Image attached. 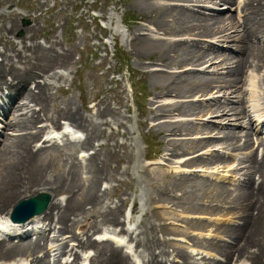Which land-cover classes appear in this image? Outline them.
<instances>
[{
    "label": "bare ground",
    "instance_id": "bare-ground-1",
    "mask_svg": "<svg viewBox=\"0 0 264 264\" xmlns=\"http://www.w3.org/2000/svg\"><path fill=\"white\" fill-rule=\"evenodd\" d=\"M235 1L237 13L242 12V19L238 17L237 20L232 15L223 18V14L219 15L215 11L232 9ZM242 1L131 0L130 6L137 9L138 17L135 24L139 27L129 28L132 36L131 45L135 41L131 49L139 54L138 56L149 55L155 58L149 59L153 65L143 67L149 75L150 82L161 88L159 92L173 94L180 99L188 96L192 98L195 95L192 101L181 99L169 103L168 99L155 107H149V112L153 114L164 113L166 108L174 107L173 110L179 111L178 116L185 114L188 117L165 118L152 123L151 127L155 129L160 127L159 131L163 128L170 132L169 134H190V137L184 139L175 137L166 141L167 149L174 156L167 158L176 162L174 166L177 169L183 170L178 178L175 177L169 185L160 188L155 195L163 198V201L181 202L192 212L221 210L234 213L240 219L232 220L229 224L216 225L215 229L218 231L216 237L219 238L217 241L193 236V241L197 243L191 247V250L166 237L165 233L169 228L166 225H161L152 219L141 224L144 219H139L134 213L135 209L132 211L134 215L131 213L122 219V208L106 200L105 194L109 188L102 190L99 183H105L104 177H114L123 169L129 174L130 167L119 165L118 162L112 163V156L116 151L111 150L107 139L100 140L98 136L102 135L105 125H109L112 120L121 121L123 115L121 116V112L113 109L109 103L101 100H97L91 108L83 111L75 106L76 102L74 103L71 97H66L61 103L58 102L52 113H47L50 105L56 102L52 91L55 79L65 73L61 68L71 61L73 49L56 47V41L52 42L53 51L42 49L37 42L29 45L26 43L23 45L24 48L22 46L16 48L14 44V53L5 49L0 54L2 58L0 61V211H5V215L0 216V264H22L7 263L16 256H25L30 259V264H57L60 255L66 252L74 255L73 261L67 260L66 264H79L80 250L85 251L82 264H86L87 255L92 249L96 250L89 257V264H135L132 261V255L135 253L143 260L141 263L136 259V264H164L163 257L168 253L179 256L181 264H228L234 256V264H264V137L257 135L260 123H264V73H258L260 69L262 72L264 70V0ZM105 13L103 11L101 16ZM144 21L147 23H143ZM113 33L116 34V30ZM215 39L221 40L225 46L235 45L238 54L241 55L240 58L234 55L224 56L222 68L228 70L225 76L205 74L207 68L214 65L213 58L223 56L215 45ZM31 54L34 56L32 57ZM21 57L26 60L22 65L17 64V61L22 60ZM215 70L219 71V65L213 68V71ZM39 76L40 79L37 78ZM31 81L33 84H29ZM215 87H220L218 92L222 91V100L213 92ZM4 90H8L9 94H4ZM232 92H237L236 101L240 104H232L236 102L235 99L230 101V96L234 95L230 94ZM197 93L200 96L210 93L209 100H200L201 98L196 96ZM111 111L115 116L110 115ZM230 113H233L234 117L218 119ZM205 115L220 116L217 119H208L207 116L204 117ZM198 116L199 119L204 117L203 121H197ZM241 118L248 120L241 121ZM232 119L237 121V125L247 127L249 132H246L244 141H241V132L229 129ZM37 120L45 123L39 127ZM61 120L72 127L82 128L85 133L77 129L85 136L75 139L79 134L68 126L64 127V133L73 138L66 136L67 140L64 139L68 143V149L77 147L79 150L76 155L68 153L63 167L51 177H45L54 158L53 151L58 150L61 143L52 138ZM213 121L219 123L217 126L227 128L219 130L216 134L213 131L212 133L210 131L215 126ZM46 126L52 127L53 130L42 135ZM8 129L12 132L9 133ZM203 132H206V135H197ZM193 133L196 135L191 136ZM253 133L256 134L258 146H261L260 151L257 150L258 146L256 150L245 151L253 144L251 136ZM41 138L43 143H37ZM102 148H105V155L102 154ZM199 148H202V151L194 155L187 157L181 155L183 152H191ZM89 149L92 151L88 152ZM230 156L240 160L237 166L232 167V170L237 169L235 172L229 169L235 176L233 178H237L233 187L200 177L193 172L194 170L183 167L209 165L205 176L212 178L217 176L216 179L224 180L228 178L227 174L217 173H221L220 169L223 167L234 166V163L230 164ZM82 164L85 165L84 177L80 175ZM214 165L215 167L211 168ZM141 180L147 183L146 173L141 175ZM36 189L48 191L47 193L50 192L53 196L51 201L49 199L46 208L26 222L10 220L9 213L12 206L20 200L19 198L37 193ZM60 192H66L70 196L66 200L61 198L55 200V195ZM177 192L181 195L178 196ZM152 195L150 194L149 197L152 198ZM137 196L138 199L136 196L134 198L139 202L138 211H143L147 199L142 194ZM88 203L100 205L102 208L100 217L95 216V220L91 221L84 219V222L87 221L84 224L87 228L76 233L70 228H73L75 223L78 224L77 216L85 210L84 207ZM147 211L146 209L144 217H147ZM157 213L159 212H150V215H159ZM38 215L43 217H39L36 221L34 218ZM120 221L127 224L125 227L123 223L121 229L126 231L130 240L123 238V234L121 237L118 236L119 233L115 234V223ZM33 222L38 223L30 228ZM134 222L138 227L128 226ZM194 222L198 226L207 224L205 221ZM104 223L112 225L113 228L109 231H106L105 227L99 229ZM48 229L54 234L52 238L46 232L34 236L35 238L29 236ZM91 230H96L95 238L90 233ZM67 231L73 232L74 239L71 240L78 241L77 247L68 248L69 240L64 237ZM12 236H20L21 239L18 242L8 240V237ZM25 237L31 239L23 241ZM133 241H135L134 254L123 249L124 246L129 247L128 242L134 243ZM40 251L46 252L41 255ZM199 253L202 254L201 260H196L194 255Z\"/></svg>",
    "mask_w": 264,
    "mask_h": 264
},
{
    "label": "rangeland",
    "instance_id": "rangeland-1",
    "mask_svg": "<svg viewBox=\"0 0 264 264\" xmlns=\"http://www.w3.org/2000/svg\"><path fill=\"white\" fill-rule=\"evenodd\" d=\"M130 1L131 0H0V54L5 49H7V52L14 53L15 52V49H13L14 44L16 48L20 46L24 48L23 45H25L26 43H28L29 45L31 43H36V42L40 43L42 49H46L50 51H53L52 49L53 41L57 42L56 47H62V49H67L70 47L73 49L71 61L65 66L66 68L65 67L61 68V71L63 70V72L65 73L60 75V77L58 75L57 78L59 77L60 79L59 78L55 79V84L58 85L54 84L53 85L54 87L52 86L54 88V89L52 88V91L54 92L56 102H53V104L50 105V108L47 111V113L49 112L52 113L54 108L57 106V103L58 102L61 103L66 97L73 98L74 103L76 102L75 106L77 105L76 107H79V109L83 111H85L86 108H91V106L97 100H101L103 102L109 103L113 109L120 111L121 116L123 115L121 119L123 117L124 118L119 122H117L116 120H112L113 122L110 121L109 125L104 126L103 128L104 132L102 131V135L98 137L100 138V140L107 139L111 147V150L116 151V154L114 155L115 157L112 156V163L118 162L120 163L119 165H122L124 167H130V173L128 174L123 169L121 170L122 174L119 171L118 174L114 177L111 178L104 177V180H106L104 181L105 183L103 182L102 184L99 183V186H101L102 190H104L106 187L109 188L107 189L108 192L106 191L105 194L106 200L113 202V204H117L119 207L122 208V212H123V215L121 216L122 219H125L128 214L131 213L133 214L132 211L133 209H135L134 213L139 217V219L140 220L144 219L142 220L141 224L146 223L148 219H152L154 222H158L161 225H166L167 227H169L167 230L168 232L166 231L165 233L166 237H169L170 240L177 242L181 245H184L186 246V248L191 250L190 246L191 245L193 246V244L197 243L193 241V236L217 241L219 240V238L218 239L211 238L212 234H214L215 232L218 233V231H216L215 229L216 228L215 226L220 224L232 223L231 220L235 221L236 219L238 220V218L240 219V217L235 216L234 213L222 212L221 210H216V211L207 210L202 213L194 212V211L192 212L185 207L184 203H183L184 205H182L181 202L172 203L169 200L163 201V198L155 195V192L158 191L160 188L169 185L171 181L174 180L175 177L178 178L179 174H181L183 170L181 168L177 169V167L174 166L176 165L175 164L176 162H172L171 159L169 160L167 158L169 156L171 157L174 156L171 155L170 150L167 149L166 141H168V138H175V137L179 139H184L190 137L189 136L190 134H178V133L169 134L170 132L166 131L163 128H161V131H159L158 129H160V127H157V129L151 127L152 123H156L160 120H164L165 118L173 119L177 117H181V118H188V117L185 114L178 116L179 111L173 110L174 107H168L166 108L164 113H157V114L150 113L149 107L150 106L155 107L159 104H162L165 101H168V99L170 101L169 103L172 102L174 103L180 101L181 99H188L189 101H192L195 95L192 96V98L191 96H188L180 99L178 97H174L173 94L170 95V94L160 93L159 91L161 90V88L159 86H154L150 82L149 75L147 74L143 66L153 65L149 59L154 60L155 58L149 55L138 56L139 54H136L134 50L131 49L135 41H133L134 43L132 42L131 45L132 36L130 34L129 28L130 26L137 27L135 23L137 21L136 17H138V14L136 13L137 9L130 6ZM235 6H236V1L234 2L232 9L229 8L221 9V10L219 9V11L217 9L215 11L218 12L219 15L223 14L222 15L223 18H227L232 15L235 17V19H237L238 16L242 15V12L237 13V8L235 9ZM238 9L240 10V8ZM103 11L106 13L104 16H101V13ZM242 18L243 16L240 17V19ZM143 23H147V22L144 21ZM28 27L32 29L28 30L27 29ZM113 29L116 30V34L113 33L114 32ZM28 31L31 32L28 33ZM33 33L35 34L31 36L30 34ZM215 45H217V47L219 48V52L223 54V56L219 58L214 57L213 58V60L215 61L214 65L208 67L207 68L208 71H206L205 74L210 76L213 75L225 76L228 70L222 68L224 56L234 55L237 57L239 56L240 58L241 55L238 54L235 45L232 47L228 45L225 46V44L221 40L219 41L216 40ZM119 48L124 51V54L120 55L121 53H119L120 52ZM38 54H40V52H38ZM31 55L32 57L34 56V54ZM21 59H22L21 61H17V64L20 63L22 65L23 63H25L26 60L24 59V57H21ZM1 60L2 58L0 55V61ZM122 61L124 63H122ZM216 65H219V71L218 70L213 71V68ZM176 69L181 70V68H176ZM258 73L263 74L264 70L262 72V69H260ZM37 78L40 79V76ZM29 84H33L32 81ZM219 88L215 87L213 92L216 93L215 95H218L220 99L221 98L223 99L222 91L218 92ZM243 91L245 92L244 89ZM4 94L8 95L9 94L8 90H4ZM209 94L210 93L200 96V94L197 93L196 96L201 98L200 100H209ZM230 94L231 95L234 94L233 95L234 97L230 96V101L234 99L236 101L237 92L236 93L232 92ZM166 95L169 96L171 99L169 97L167 98ZM243 96L245 97V95ZM156 100L159 101L156 102ZM237 102L238 101L232 104L234 105L240 104ZM165 106H170V105L165 104ZM37 110H39V107L37 108ZM113 113L114 112L111 111L110 115L115 116ZM237 115H241V114L237 113ZM156 116L158 118H156ZM206 116L208 117V119H217L220 115L218 116L213 115L211 117L209 115H205L204 117ZM189 117L195 118L196 116H189ZM204 117H201L199 119L198 116L196 120L203 121L202 118ZM225 117H234V114L230 113L228 114V116L219 117L218 119L220 120V118H225ZM240 120L247 121L248 118L247 119L241 118ZM38 121L39 120H37L36 123L37 126L39 127H41V125L45 123ZM61 121L62 122H60V124L58 125L59 127L57 126L56 129L63 128V126L65 125L64 123L65 121L64 120ZM231 121L233 122L230 124L229 129L241 132L242 133L241 141H244L245 134L246 132L249 131L245 129V127H241L242 125H237V121L235 119H232ZM218 124L219 123L215 121L214 122L215 126L214 128L211 129L210 132L213 131L216 134V132H218L219 130H224L227 128L226 126L219 127L217 126ZM78 129L84 132L82 128H78ZM8 130L9 133L12 132L11 129ZM51 131L52 128L46 126V128H44L43 130L45 134L44 133L42 134L46 135L48 132ZM129 131L131 132L129 133ZM199 134L206 135V132H203V134L198 133L197 135ZM193 135L196 134L193 133L191 136ZM263 135H264V131H263ZM251 136H252L253 144L251 148H247V150L245 149V151H249L250 149L256 150L258 146L257 144L258 141H256V134L253 133ZM143 138H145L148 142H146ZM64 139L60 140L61 143H59L58 150L53 151L54 154L53 159L55 161L52 159L47 172L48 174L49 173L50 174L48 175L46 173L45 177H51L52 174H54L56 171H58L60 168L63 167L68 153H72L76 155L77 151L79 150V148L77 147L76 148L74 147L73 148L74 150L73 149L69 150L67 145L68 143ZM123 142L127 144L124 145L122 144ZM37 143L42 144L43 141ZM205 147L207 148L209 146H205ZM259 147L261 146H258L257 150L260 151ZM202 148L193 150L191 152H183L182 154L181 153L180 154L184 157L191 156L194 155L195 153L202 151L201 150ZM214 150L217 151L218 149H214ZM89 151H92V149H89L88 152ZM102 154L105 155V148H102ZM229 158H230L229 159L230 164L234 163V166H230L229 168L223 167L220 169L222 172L227 173L229 175L227 176L228 178H224V180H219V179L214 180V178L215 179L218 178L217 176H213V178L209 176H205V172H207L206 168L210 167L209 165L205 166L204 164L205 167L202 165L201 166L184 165L183 167H185L186 169L188 168L194 170L193 172H195L200 177L210 179L213 182H217L219 184L232 186L233 183L235 184L237 180V178H233L235 176L233 175L232 172V171L235 172V170L237 169L232 170V167L237 166L238 163H240V160L233 156H230ZM148 159H154L163 162V164L161 163L147 164ZM84 166L85 165L83 164L80 166V175L82 177H84L83 176L85 170ZM213 167H215V165L212 166L211 168ZM229 169H231L232 171ZM222 172L217 174L223 175L224 173ZM143 173L147 174V179H148L147 183L141 180V175ZM229 182L231 184H228ZM36 191H43V190L36 189ZM81 192L83 191L81 190ZM139 194H142L147 199V203L143 211L140 210L138 211L139 202L136 201L134 198V196H136V198L138 199L137 195ZM150 194H153L152 198L149 197ZM177 195L179 196L181 195V193L177 192ZM69 196L70 195H68L66 192H60L55 195V200H58V198L66 200V198H68ZM52 199L53 196L50 194V201ZM84 208L85 210L82 213H79V215L77 216L79 220L78 224L75 223L74 227L70 228L76 233L81 232V229L83 230L87 228L84 225L87 221L95 220V216L100 217V211L102 209L99 204L94 205L92 203H88ZM146 209L148 210L147 217H144L143 214L146 212ZM149 211L150 212L157 211L159 212L157 213L159 215L156 214L155 216L150 215ZM0 212H1L0 216L3 217L5 215V211H0ZM200 216L202 218H198ZM39 217H43V215L42 216L38 215L34 219L37 221ZM84 219H88V220L84 222ZM228 219H231L230 222L224 223ZM197 220L205 221V223L207 224L205 226H198L194 222ZM120 222H118L119 224L118 223H115L116 225L114 224L116 227V232L118 233L122 231L121 226H123V223H125L122 221ZM70 223H72V221ZM31 224L34 225H30V228L32 226H36L34 222ZM104 224L107 226H105ZM104 224H101L99 229H103L104 227L106 228L109 226H110L109 228H111L112 226L106 223ZM117 225L119 227H117ZM124 226L127 227V224L125 223ZM128 226L138 227L137 224H135V222L133 224H129ZM139 228L141 229L140 226ZM202 231L204 233H208L210 236L207 237L206 235H203L199 237L198 234L200 235L201 234L200 232ZM38 232L40 233L36 234ZM38 232L35 233V237L37 235H43V232L46 231H38ZM48 232L49 233L46 234H48L49 237L52 238L54 234L50 232L49 229ZM95 232L96 230L90 231V233L93 234L92 235L93 238H95L96 235ZM197 232L199 233L195 235ZM122 233H124V231H122ZM64 237L66 240H69L68 248H70L71 246H76V244L78 243L77 240H71L74 239L73 232L71 231L65 232ZM126 237L127 238L129 237L128 234H126ZM175 238L186 239V241L187 240L189 241V244H187L186 242L180 243ZM30 239L31 238L29 237H25L23 241H28ZM128 239L130 240V237ZM10 240L17 241L15 240V237H11ZM133 242L134 243L129 242V245L131 247L124 246L123 249L125 251L127 249L129 251L133 250L131 251V253L134 254L133 244L135 245V241ZM42 244H44L43 241ZM171 248L172 247H170V249ZM94 250L96 249L90 250L91 252L90 256L94 254ZM39 253H41V255L43 254L42 251H40ZM156 253H158V249H156ZM84 256H85V251L80 250V258H79L80 260H78L79 264L83 263ZM197 256H200V254H198ZM16 257L10 259L9 261H7V263L20 262L22 264L24 263L30 264V259H27L25 256H16ZM196 258H197L196 260H201V257H196ZM73 259H74V255L73 254L71 255V253L66 252L64 255H60V260L62 261L59 260L57 264H66L65 262L67 260L73 261ZM136 259H138L141 263L143 261L135 253L134 255H132V261H134L135 264H136L135 262ZM177 260L179 261L178 257L176 258L175 256H173V254H169V253L163 257L164 264H180ZM86 262L87 264L90 263L89 257H87ZM234 263H235V256L228 264H234Z\"/></svg>",
    "mask_w": 264,
    "mask_h": 264
},
{
    "label": "water",
    "instance_id": "water-1",
    "mask_svg": "<svg viewBox=\"0 0 264 264\" xmlns=\"http://www.w3.org/2000/svg\"><path fill=\"white\" fill-rule=\"evenodd\" d=\"M50 195L44 191L21 198L12 208L11 217L17 221H26L35 214L41 213L47 206Z\"/></svg>",
    "mask_w": 264,
    "mask_h": 264
},
{
    "label": "trees",
    "instance_id": "trees-1",
    "mask_svg": "<svg viewBox=\"0 0 264 264\" xmlns=\"http://www.w3.org/2000/svg\"><path fill=\"white\" fill-rule=\"evenodd\" d=\"M119 50H120V52L119 53H121L120 55H122V54H124V51L123 50H121L120 48H119ZM124 56V55H123ZM122 63H124L123 61H122ZM144 140H146L145 138H144ZM147 141V140H146ZM148 142V141H147Z\"/></svg>",
    "mask_w": 264,
    "mask_h": 264
}]
</instances>
